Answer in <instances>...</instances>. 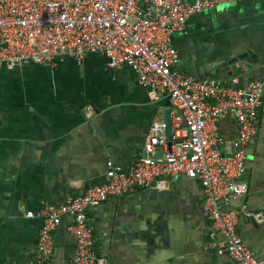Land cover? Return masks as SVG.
Returning <instances> with one entry per match:
<instances>
[{"label": "crops", "instance_id": "1", "mask_svg": "<svg viewBox=\"0 0 264 264\" xmlns=\"http://www.w3.org/2000/svg\"><path fill=\"white\" fill-rule=\"evenodd\" d=\"M177 69L234 87L264 78V0H232L190 15L172 36ZM86 105L93 108L85 116ZM165 94L149 95L128 66L110 68L100 53L64 56L51 66L0 67V264H34L41 220L26 217L42 201L60 203L106 181V162L127 169L144 153L152 122H165ZM258 133L245 147L247 183L242 203L261 214L238 217L245 246L264 262V94ZM222 154L231 152L238 126L232 114L217 122ZM15 200V202H14ZM196 178L176 174L167 189L112 195L86 210L95 250L106 264H235L218 254L221 241L202 214ZM13 204L15 207L13 208ZM65 215L53 233L45 264H72L75 242Z\"/></svg>", "mask_w": 264, "mask_h": 264}, {"label": "built area", "instance_id": "2", "mask_svg": "<svg viewBox=\"0 0 264 264\" xmlns=\"http://www.w3.org/2000/svg\"><path fill=\"white\" fill-rule=\"evenodd\" d=\"M232 0H0V67L29 63L51 66L64 56L76 59L100 53L107 66L130 67L149 95L165 94L170 104L171 138L165 123L152 122L144 153L127 169L106 162V181L81 194H67L60 203L42 201L26 217L41 220L34 264H45L53 247V233L65 215L75 242L72 264H106L97 255L86 210L112 195L137 190L167 189L176 174L199 180L202 214L221 241L211 242L218 254L235 264H264L243 243L236 223L239 215L261 221L259 213L242 203L247 183L245 145L258 133V108L264 78L238 88L230 82L185 75L177 69L179 56L172 36L185 32L186 19L206 8ZM85 116L93 108L86 105ZM232 114L238 126L231 152L222 154L223 138L217 122Z\"/></svg>", "mask_w": 264, "mask_h": 264}, {"label": "water", "instance_id": "3", "mask_svg": "<svg viewBox=\"0 0 264 264\" xmlns=\"http://www.w3.org/2000/svg\"><path fill=\"white\" fill-rule=\"evenodd\" d=\"M165 128H166V137L169 140L171 138V126H170V109L167 108L165 110V118H164ZM15 202V200H14ZM16 205V204H15ZM13 204V208L15 207Z\"/></svg>", "mask_w": 264, "mask_h": 264}]
</instances>
